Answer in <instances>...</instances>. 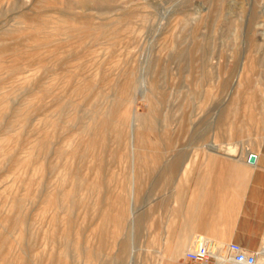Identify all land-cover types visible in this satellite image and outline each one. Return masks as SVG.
<instances>
[{
    "label": "rangeland",
    "instance_id": "rangeland-1",
    "mask_svg": "<svg viewBox=\"0 0 264 264\" xmlns=\"http://www.w3.org/2000/svg\"><path fill=\"white\" fill-rule=\"evenodd\" d=\"M263 129L264 0H0V264L178 260L182 177Z\"/></svg>",
    "mask_w": 264,
    "mask_h": 264
},
{
    "label": "crops",
    "instance_id": "crops-1",
    "mask_svg": "<svg viewBox=\"0 0 264 264\" xmlns=\"http://www.w3.org/2000/svg\"><path fill=\"white\" fill-rule=\"evenodd\" d=\"M252 152L256 164L248 162V153L225 154L209 157L206 171L182 177L173 212L153 230L160 252L182 256L168 264H195L191 248L200 238L223 253L236 242L258 254L259 263L264 259V153ZM217 264L237 263L225 258Z\"/></svg>",
    "mask_w": 264,
    "mask_h": 264
},
{
    "label": "built area",
    "instance_id": "built-area-1",
    "mask_svg": "<svg viewBox=\"0 0 264 264\" xmlns=\"http://www.w3.org/2000/svg\"><path fill=\"white\" fill-rule=\"evenodd\" d=\"M225 258H229L237 264H259L258 254L248 252L236 242L230 243L225 253L221 248H213L206 238H200L191 248V259L195 264H217ZM261 264H264V260Z\"/></svg>",
    "mask_w": 264,
    "mask_h": 264
},
{
    "label": "water",
    "instance_id": "water-1",
    "mask_svg": "<svg viewBox=\"0 0 264 264\" xmlns=\"http://www.w3.org/2000/svg\"><path fill=\"white\" fill-rule=\"evenodd\" d=\"M247 160L250 164H256L257 154L254 152H248Z\"/></svg>",
    "mask_w": 264,
    "mask_h": 264
},
{
    "label": "bare ground",
    "instance_id": "bare-ground-1",
    "mask_svg": "<svg viewBox=\"0 0 264 264\" xmlns=\"http://www.w3.org/2000/svg\"><path fill=\"white\" fill-rule=\"evenodd\" d=\"M79 22H81V21H79ZM78 22V23H79ZM79 29V28H78ZM80 35V34H79ZM253 100V99H252ZM248 116H249V113H248ZM264 130V129H263ZM151 132V131H150ZM151 134V133H150ZM232 134V133H231ZM149 135V134H148ZM140 139H141V137H139ZM152 140V139H151ZM227 144V143H226ZM231 145V144H230ZM212 146H214V143L212 144ZM227 146V145H226ZM225 146V147H226ZM229 146V145H228ZM215 147V146H214ZM217 148V147H216ZM220 148V147H219ZM225 149V148H224ZM235 149V148H234ZM264 260V259H263ZM263 260L259 263V264H261L262 262H263Z\"/></svg>",
    "mask_w": 264,
    "mask_h": 264
}]
</instances>
